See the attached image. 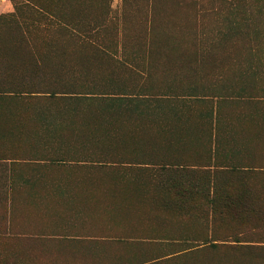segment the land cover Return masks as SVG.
Here are the masks:
<instances>
[{"label": "rangeland", "instance_id": "rangeland-1", "mask_svg": "<svg viewBox=\"0 0 264 264\" xmlns=\"http://www.w3.org/2000/svg\"><path fill=\"white\" fill-rule=\"evenodd\" d=\"M42 1L117 42L95 88L163 111L1 104L0 156L26 160H0V264H264V1Z\"/></svg>", "mask_w": 264, "mask_h": 264}, {"label": "trees", "instance_id": "trees-1", "mask_svg": "<svg viewBox=\"0 0 264 264\" xmlns=\"http://www.w3.org/2000/svg\"><path fill=\"white\" fill-rule=\"evenodd\" d=\"M17 1L19 4L12 3V14L0 16V20L10 17L6 25L12 30L4 43L5 53L0 55V108L1 104L10 102L28 104L47 99L63 103L64 109L58 112L60 118L66 117L70 106L78 107L90 102H103L111 111L122 108L127 115L162 113L159 102L163 98L151 100L143 88L137 90L130 85L115 86L114 83L95 88V79L89 67L102 68L97 58H109L118 66L123 64L112 52V43L117 46L115 39L112 40V36V41L106 39L111 33L103 31L101 26H79L72 12L58 7L57 3V6H51L42 0ZM23 10H30L37 15V19H21ZM80 51L82 56L84 54L83 58H74ZM91 58H95L96 62H91ZM126 67L131 66L127 64ZM142 76H145V80L149 77L139 74L142 80ZM150 101L154 102L153 106ZM4 142L10 141L0 134V144ZM1 154L0 160H26L4 156L9 152Z\"/></svg>", "mask_w": 264, "mask_h": 264}, {"label": "crops", "instance_id": "crops-1", "mask_svg": "<svg viewBox=\"0 0 264 264\" xmlns=\"http://www.w3.org/2000/svg\"><path fill=\"white\" fill-rule=\"evenodd\" d=\"M13 12L14 7L11 0H0V16H7Z\"/></svg>", "mask_w": 264, "mask_h": 264}]
</instances>
